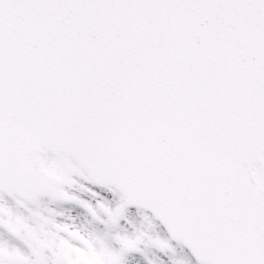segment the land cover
Instances as JSON below:
<instances>
[{
	"label": "snow or ice",
	"instance_id": "6c2138e0",
	"mask_svg": "<svg viewBox=\"0 0 264 264\" xmlns=\"http://www.w3.org/2000/svg\"><path fill=\"white\" fill-rule=\"evenodd\" d=\"M0 264H264V0H0Z\"/></svg>",
	"mask_w": 264,
	"mask_h": 264
}]
</instances>
